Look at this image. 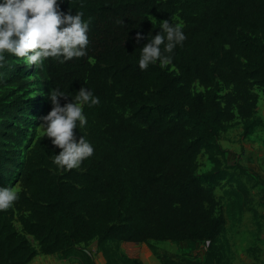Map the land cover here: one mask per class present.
<instances>
[{"label":"trees","instance_id":"trees-1","mask_svg":"<svg viewBox=\"0 0 264 264\" xmlns=\"http://www.w3.org/2000/svg\"><path fill=\"white\" fill-rule=\"evenodd\" d=\"M63 12H83L89 22L87 55L61 63L47 58L35 73L48 93L60 87L75 99L81 87L99 97L84 107L87 124L74 129L94 154L78 169L58 170L53 158L61 150L43 135L21 153L25 109L34 107L30 81L21 76L31 67L13 55L0 68V186L19 187V199L0 210V264H28L35 256H74L95 264L91 243L104 264H143L129 258L121 243H185L188 253H158L160 264H232L226 221L215 214L213 187L196 175L206 150L212 181L225 151L218 144L235 123L241 137L261 126L259 94L264 95V0H63ZM172 18V19H171ZM155 20L176 19L187 39L173 53L170 70L157 64L141 70L140 51ZM137 33L144 37L139 42ZM197 84L203 93H191ZM220 86L223 94L211 91ZM231 172H219L228 181ZM237 187H245L237 183ZM249 196L234 200L241 210ZM15 216L21 227L16 231ZM32 237L37 248L27 239ZM196 245L202 255L192 256Z\"/></svg>","mask_w":264,"mask_h":264},{"label":"clouds","instance_id":"clouds-1","mask_svg":"<svg viewBox=\"0 0 264 264\" xmlns=\"http://www.w3.org/2000/svg\"><path fill=\"white\" fill-rule=\"evenodd\" d=\"M63 0H0V68L7 63V56L24 58L29 66L39 68L47 58L61 63L87 55L89 22L83 12L65 13L60 4ZM172 19V18H171ZM173 21V20H172ZM160 31L147 38L142 46L138 65L146 70L150 65L172 64L177 46L187 39L183 24L160 22ZM144 37L137 33L139 42ZM51 111L39 126L41 135L51 138V143L61 150L53 158L58 170L78 169L83 161L94 154L93 144L81 136L78 140L74 129L87 124L84 107L100 103L90 88L81 87L75 99L61 105L60 98L67 100L68 93L56 87L48 93ZM19 199L14 187L0 186V210L9 209Z\"/></svg>","mask_w":264,"mask_h":264},{"label":"rangeland","instance_id":"rangeland-1","mask_svg":"<svg viewBox=\"0 0 264 264\" xmlns=\"http://www.w3.org/2000/svg\"><path fill=\"white\" fill-rule=\"evenodd\" d=\"M156 25H160V20L152 19ZM177 22L176 19L171 20L170 23ZM262 43H264V36H259L258 38ZM22 62L26 65V59H23ZM161 69L170 70L169 66H161L159 63L157 64ZM31 70L26 74H22L26 76L25 79L30 81L29 85V94L26 97L32 98V104L34 107L32 109H25V118L28 120L26 122H18L15 121L13 124H17L19 128L23 131V135H21V144L19 146V150L21 153L24 152V149L29 144L31 145L37 138L41 137V129L39 126L42 124L39 120L41 111L44 106V95L45 90L43 86V78L36 74L35 70L38 69L35 65L29 66ZM13 90V87L2 85L0 87V95L5 93H10ZM191 93H203L204 90L199 87L197 84H193L191 87ZM211 91H217L219 94H223V90L220 86H216ZM258 114L262 115L264 113V95L259 94L258 101ZM263 128V126H262ZM240 125L239 123H235L230 130L229 134L224 133L220 136L221 140L223 138L224 141H227L233 149L230 151L232 155L224 156L221 160V165L218 171L215 172V178L210 181L204 175L209 173L212 169V164L209 162L207 158L206 150H202L200 156L198 157V168L196 171V175L201 178L202 183L207 187H213V193L218 202V205L215 209V214L224 213L226 210L235 209L232 201L238 200L241 201L242 198H247L254 200L261 190H264V139H259L262 145H257L256 141L253 139L242 140L241 135L239 133ZM263 129L257 128L254 129L257 135L256 137L260 138L263 134L261 133ZM252 133V135H253ZM227 134V135H226ZM226 135V137L224 136ZM227 149V147H226ZM242 163L246 165L244 170L236 171L233 174L232 180L229 181L225 178L222 179L219 172L228 173L231 172L232 166L238 165ZM230 164V165H228ZM240 165V164H239ZM263 177L262 179L260 177ZM237 183L246 186L243 188L237 187ZM6 186L14 187L19 191V187L17 184L12 183V180L6 181ZM253 205V204H252ZM13 225L16 231L20 232L21 227L17 222V217L15 216ZM30 244L37 248L36 242L32 239V237L27 236ZM120 250L126 254L129 258L138 259L143 264H157L158 260L153 255V249L158 253L168 252V253H176L183 254L188 253L189 249L185 243L174 244L169 242H152L150 244H135V243H121L119 245ZM89 248H94V243L89 245ZM192 256L194 255H202V245H196L192 252H190ZM95 264H104V260L102 256L97 254L92 257ZM28 264H80L78 259L74 256L64 257L61 255H41L38 254L35 256Z\"/></svg>","mask_w":264,"mask_h":264},{"label":"crops","instance_id":"crops-1","mask_svg":"<svg viewBox=\"0 0 264 264\" xmlns=\"http://www.w3.org/2000/svg\"><path fill=\"white\" fill-rule=\"evenodd\" d=\"M257 115L261 118L263 123L259 126V128L263 129L261 132L263 135L257 138V134L254 132L253 135L251 134L246 138H241L245 141L253 139L256 141L257 145H262L259 139H264V113L262 115ZM229 130L225 133L229 134ZM239 133L241 134V127ZM226 135L223 136L226 137ZM219 139L218 144L225 151L224 156H234L230 152L233 146L227 141H224L223 138L221 140ZM261 161L262 163L264 162V160ZM239 164L246 167V165L242 163ZM260 178L262 179L263 177L261 176ZM261 191L262 192H260L256 199H251L246 207H242L241 210L231 209L229 207L228 210L222 213L226 221V237L229 240L233 253L232 264H264V190ZM232 203H234V201H232ZM157 264H160L159 261Z\"/></svg>","mask_w":264,"mask_h":264},{"label":"built area","instance_id":"built-area-1","mask_svg":"<svg viewBox=\"0 0 264 264\" xmlns=\"http://www.w3.org/2000/svg\"><path fill=\"white\" fill-rule=\"evenodd\" d=\"M88 253L91 255V257H94L99 254L94 248H88Z\"/></svg>","mask_w":264,"mask_h":264}]
</instances>
